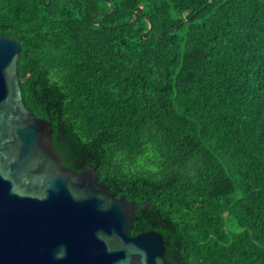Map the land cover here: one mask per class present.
<instances>
[{"label":"trees","instance_id":"1","mask_svg":"<svg viewBox=\"0 0 264 264\" xmlns=\"http://www.w3.org/2000/svg\"><path fill=\"white\" fill-rule=\"evenodd\" d=\"M0 33L66 166L137 202L130 236L264 264V0H0Z\"/></svg>","mask_w":264,"mask_h":264},{"label":"water","instance_id":"2","mask_svg":"<svg viewBox=\"0 0 264 264\" xmlns=\"http://www.w3.org/2000/svg\"><path fill=\"white\" fill-rule=\"evenodd\" d=\"M21 51L0 33V264H169L160 233L128 234L136 201L100 184L97 166H66L24 99Z\"/></svg>","mask_w":264,"mask_h":264},{"label":"rangeland","instance_id":"3","mask_svg":"<svg viewBox=\"0 0 264 264\" xmlns=\"http://www.w3.org/2000/svg\"><path fill=\"white\" fill-rule=\"evenodd\" d=\"M227 227L230 229H233V230H236V228H237L235 223H233L232 221L227 222Z\"/></svg>","mask_w":264,"mask_h":264}]
</instances>
